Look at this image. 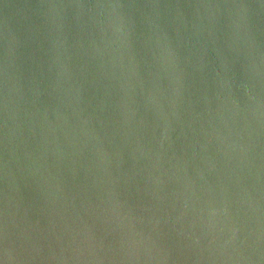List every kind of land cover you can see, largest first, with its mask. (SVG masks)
<instances>
[{
    "label": "water",
    "instance_id": "95a60500",
    "mask_svg": "<svg viewBox=\"0 0 264 264\" xmlns=\"http://www.w3.org/2000/svg\"><path fill=\"white\" fill-rule=\"evenodd\" d=\"M0 264H264V0H0Z\"/></svg>",
    "mask_w": 264,
    "mask_h": 264
}]
</instances>
